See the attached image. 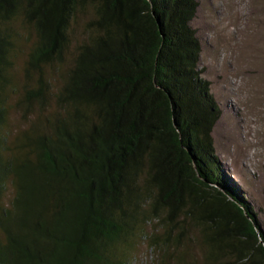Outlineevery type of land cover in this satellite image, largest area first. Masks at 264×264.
<instances>
[{"label":"trees","instance_id":"1","mask_svg":"<svg viewBox=\"0 0 264 264\" xmlns=\"http://www.w3.org/2000/svg\"><path fill=\"white\" fill-rule=\"evenodd\" d=\"M198 7L0 0V264H264L258 214L216 155ZM14 106L38 115L18 136Z\"/></svg>","mask_w":264,"mask_h":264},{"label":"rangeland","instance_id":"2","mask_svg":"<svg viewBox=\"0 0 264 264\" xmlns=\"http://www.w3.org/2000/svg\"><path fill=\"white\" fill-rule=\"evenodd\" d=\"M191 26L201 43L199 70L210 83L221 116L213 139L216 155L232 184L246 194L264 230V0H197ZM87 17L80 20L73 37L75 51L84 37ZM26 37V36H25ZM25 53L29 47L23 43ZM26 55L20 54L17 74L23 83ZM19 95L12 104L17 105ZM38 115L24 116L13 108L12 131L18 136ZM14 189L8 187L7 201ZM149 262L148 242L136 253ZM154 256V255H153Z\"/></svg>","mask_w":264,"mask_h":264}]
</instances>
